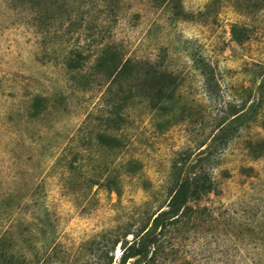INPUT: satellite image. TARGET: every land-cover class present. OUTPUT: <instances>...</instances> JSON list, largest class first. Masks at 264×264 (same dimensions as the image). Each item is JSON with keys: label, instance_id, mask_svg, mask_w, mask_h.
Wrapping results in <instances>:
<instances>
[{"label": "rangeland", "instance_id": "obj_1", "mask_svg": "<svg viewBox=\"0 0 264 264\" xmlns=\"http://www.w3.org/2000/svg\"><path fill=\"white\" fill-rule=\"evenodd\" d=\"M234 22L248 29L241 43ZM111 52L155 61L177 83L167 108L128 100L115 149L93 141L105 129L108 62L96 56ZM90 112L71 142L82 149L77 165L97 176L114 167L118 194L80 191L83 178L64 176L58 161ZM248 140H264V0H0L2 250L29 264H92L107 230L154 209L196 162L214 191L178 234L176 264H264V153L252 157Z\"/></svg>", "mask_w": 264, "mask_h": 264}, {"label": "trees", "instance_id": "obj_2", "mask_svg": "<svg viewBox=\"0 0 264 264\" xmlns=\"http://www.w3.org/2000/svg\"><path fill=\"white\" fill-rule=\"evenodd\" d=\"M235 1L239 2V0ZM173 6L177 7L176 2ZM230 34L232 40L237 43L249 37L246 26L237 22L230 25ZM74 53L77 57L80 56L77 50H74ZM106 60L108 62L103 69V74L107 84L100 98L104 111L97 116L105 129L96 133L93 141L97 145L115 149L120 145V141L112 131L119 129L123 121L121 111L128 106V100L133 96H139L147 101L153 110L167 108L177 83L173 73L161 68L155 61L142 60L133 56H117L115 52H111L107 57L103 53L96 56L97 65L106 63ZM64 62L69 68L81 66L79 60L66 58ZM33 105L38 106L39 100L35 99ZM89 118H91V112L86 114L84 122L71 136L70 142L58 156V161L65 162L64 176L73 178L78 173L77 177L83 178L84 183L78 184L80 191L96 185L118 194V176L112 173L114 167L102 176H97L87 170L82 172L80 164L77 165L82 149H73L71 142L82 135L81 131L83 132ZM253 145L258 148L251 152L252 157H258L264 153L262 148L264 140L247 141L248 148ZM66 150L71 153L68 158ZM202 153L209 155L210 145L202 148L200 154ZM132 163V160H128L122 164L125 173L128 174L134 170ZM213 183L207 166H201L196 162L188 164V167L181 170L175 179L166 184L165 199L154 209L149 212H140L132 222L107 230L105 246L99 249L92 264H159L167 259L172 261L170 264H176L174 258L177 250L174 247L178 234L182 232L183 226L189 220L195 218L196 214L203 213L201 208L204 206L198 207L194 204L214 191ZM2 241L3 237L0 238V264H29L31 262L23 252L2 250ZM116 245L118 254L114 258Z\"/></svg>", "mask_w": 264, "mask_h": 264}]
</instances>
